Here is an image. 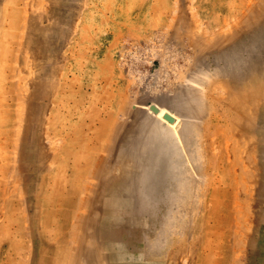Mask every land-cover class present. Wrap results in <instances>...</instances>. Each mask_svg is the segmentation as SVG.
Returning a JSON list of instances; mask_svg holds the SVG:
<instances>
[{"label": "rangeland", "instance_id": "obj_1", "mask_svg": "<svg viewBox=\"0 0 264 264\" xmlns=\"http://www.w3.org/2000/svg\"><path fill=\"white\" fill-rule=\"evenodd\" d=\"M0 264H264V0H0Z\"/></svg>", "mask_w": 264, "mask_h": 264}, {"label": "bare ground", "instance_id": "obj_2", "mask_svg": "<svg viewBox=\"0 0 264 264\" xmlns=\"http://www.w3.org/2000/svg\"><path fill=\"white\" fill-rule=\"evenodd\" d=\"M166 112H168V111L162 110L161 113H160L161 116L163 117V114L166 113ZM169 113H171V112H169ZM171 114H172L173 116H175L173 113H171ZM165 118H166V117H165ZM175 118H176L175 121H173L172 123H171V122H168V123H170L171 125H175V124L178 122V118H177L176 116H175ZM169 120H170V119H169ZM172 120H173V118H172Z\"/></svg>", "mask_w": 264, "mask_h": 264}]
</instances>
